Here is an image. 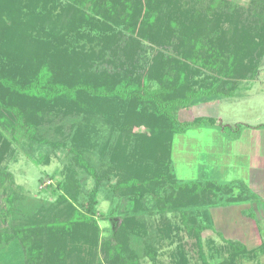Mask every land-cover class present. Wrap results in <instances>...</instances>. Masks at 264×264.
I'll return each mask as SVG.
<instances>
[{"label": "rangeland", "instance_id": "1", "mask_svg": "<svg viewBox=\"0 0 264 264\" xmlns=\"http://www.w3.org/2000/svg\"><path fill=\"white\" fill-rule=\"evenodd\" d=\"M111 1L105 10L99 1L93 3L94 7L90 3L83 7L74 0H5L6 9L2 12L15 9L16 13H22L15 25L7 18L0 21L1 58L11 57L37 71L48 65L53 77L63 80L86 79L101 72L146 76L159 60L164 63V58L177 56L180 39L169 34L164 37L167 43H155L158 32L154 28L146 31L142 26L148 0H139L129 14L127 25L120 26L107 19L109 10L112 14L117 11V4ZM259 1L216 0L215 6L220 10L223 2L231 4V13L233 7L240 9L239 28L254 43L261 40L259 47L254 44L250 49L260 59L250 75L245 73L227 80L239 86V97L204 109V113L198 111L197 115L193 106L178 112L181 122L196 117L202 118V122L175 134L170 158L163 153L159 156L161 163H153L152 153L144 158L148 147L145 138L150 135L146 127L135 126L127 132L117 127L112 129L95 116L71 112L64 117L61 113L52 117V122L43 124L38 135H44L50 143L41 144L31 142L22 130L15 132L0 125V183L8 194L15 195L16 217L22 221L36 217L45 223L52 218L54 221L59 218L60 222L68 220L70 208L58 202L63 195L58 183L74 178L79 181L80 192L77 201L72 198L69 201L84 214H88L85 204L89 193L97 191L91 218L98 228L80 229L84 233L79 236L83 251L77 254L70 243L71 264H110L111 259L102 252V240L111 237L126 216L137 217L136 235H131L129 248L135 252L139 264H202L203 259L209 264H264V250L260 249L264 244V162L258 164L257 171H247L250 177L244 175V168L251 162L246 161V155L261 156L264 149V128H256L264 123V12H260ZM211 3L212 0H186L182 6L187 10L201 9ZM29 10L31 17L27 19L23 13ZM213 17L210 14L208 20L204 18L198 25L192 20L193 14H189V20L182 24L203 31L206 25L210 30L219 18ZM169 27L159 21L156 29L167 32L173 29ZM207 76H214V72L202 68L198 79ZM228 122L235 123L231 126ZM59 127H62L61 135L56 131ZM56 142L64 145L58 146ZM83 142L88 143L85 158L103 176L99 182L69 152L70 145ZM168 161L180 181L213 180L227 184L238 180L248 188L245 193L234 187L211 203L185 209L195 224L205 228L202 246L187 233L180 212L159 214L150 192H146L143 208L137 211L134 198L124 195V188H116L121 182L119 175L147 166L165 171ZM2 192L0 187V207L7 211L10 205ZM158 192L162 194V190ZM230 241L240 242L248 250H258L257 256L247 252L231 259ZM24 259L22 244L17 240L0 252V264H25Z\"/></svg>", "mask_w": 264, "mask_h": 264}, {"label": "trees", "instance_id": "2", "mask_svg": "<svg viewBox=\"0 0 264 264\" xmlns=\"http://www.w3.org/2000/svg\"><path fill=\"white\" fill-rule=\"evenodd\" d=\"M97 1L104 9L112 4L111 0H74L83 7L87 3L94 7ZM185 1L148 0L142 26L146 31L154 28L158 32L156 35L158 39L154 42L167 43L164 37H168L169 34L180 40L176 47L177 56L164 58V63L159 60L160 63L156 62L146 76L140 74L122 76L101 72L90 74L86 79L69 77L57 80L48 65L37 71L11 57L2 59L0 56V125L15 132L22 130L31 142L43 144L50 142L44 135L38 133L43 124L52 122V117L61 113L64 117L71 112L84 113L102 119L112 129L117 127L128 132L135 126L146 127L150 135L145 138L148 147L144 151V158L150 153L153 155V163H161L159 156L163 153L164 157L167 155L170 158L174 135L202 122V118L181 122L178 112L199 103L237 96L239 86H234L227 80L230 77L238 78L245 73L250 75L251 69L257 66L256 63L260 59L254 57L251 50L254 44L255 47H259L261 40L254 43V40L249 39L243 29L239 28L242 20L239 8L233 7L231 13L229 11L231 4L223 2L220 7L223 10H220L215 6L216 0H212L206 7L203 6L201 9L193 7L187 10L185 5L182 6ZM138 2L139 0L117 2L114 0L117 11L112 14L109 10L108 21L117 26L127 25L129 14L133 13ZM259 3L260 12H264V0H260ZM3 9H6V3L5 0H0V21L7 18L13 25L17 24L22 12L16 13L15 9H11L4 13ZM23 14L25 18L30 19L31 10ZM189 14H193L195 18L192 20L198 25L210 14L219 18L213 22L214 29L209 30L206 25L203 26L205 32L197 26L190 29L182 24L184 20H189ZM211 20L209 22L212 24ZM159 21H164L173 29H168L167 32L157 30ZM202 68L214 72V76L198 79ZM210 121L215 122L213 119ZM256 128H264V123ZM61 130L62 127L56 129L58 135H61ZM54 144L62 146L64 142ZM87 144L83 142L70 145L69 152L74 156L76 163L99 182L103 176H99L85 158ZM164 166L165 171L147 166L135 169L133 173H123L119 175L121 182L116 188L118 190L124 188V195L134 198L137 211L143 208L142 200L146 192H150L156 201L159 214L180 212L187 233L195 237L202 246L201 235L205 228L195 224L194 218H190L185 209L211 203L220 194L231 191L234 187H240L245 193L248 188L239 181L227 184L213 180L183 182L176 178L169 161ZM2 185L3 183H0L2 194L6 195L10 206L7 211L0 207V252L11 241L17 240L22 244L25 264H71L70 243L71 249L77 254L83 251L79 236H84V233L80 229L98 228L96 221L91 218L96 204V190L88 195L85 204L88 214L81 212L69 201V198L76 201L78 199L80 184L77 179L72 178L58 183V187L63 191L58 202L65 203L67 209L70 208L69 219L62 222L59 218L55 221L54 218L49 219L46 223L44 219L36 217L24 221L18 219L17 207L13 204L16 202L15 195L8 194ZM158 189L162 190L161 195ZM137 222V217L126 216L122 219L119 229L108 239L102 240V252L107 259H111L110 264H139L135 252L129 248L131 235L135 234L134 223ZM228 248L231 259L244 256L247 252L257 256L258 251L248 250L237 241L228 242ZM260 249L264 250V244ZM150 257L155 258L151 254ZM203 260L202 264H209Z\"/></svg>", "mask_w": 264, "mask_h": 264}, {"label": "crops", "instance_id": "3", "mask_svg": "<svg viewBox=\"0 0 264 264\" xmlns=\"http://www.w3.org/2000/svg\"><path fill=\"white\" fill-rule=\"evenodd\" d=\"M240 96V95H239ZM238 95L237 96H235V97H239ZM235 97H230L231 99H234ZM230 98H225V99H220V100H215V101H211V102H208V103H199V104H196V105H194L193 106V110H194V115H197L198 114V111L200 112V113H204V112H206L204 109H208L209 107H212V106H217L219 103H221V102H223V101H225V100H229ZM199 108V109H198ZM200 115H203V114H200ZM206 115H209V114H207L206 113ZM197 118V117H196ZM228 121H233V120H228ZM235 122H228V124L230 125L231 124V126L234 124ZM263 149V148H262ZM261 151H263V155H261V156H255V154L251 157V156H248V155H246L247 157V162H249V161H251L250 162V164L247 166V168H244V175H248L247 177H250V175H249V173H250V171H257V169H258V164L260 165V164H262L263 162H264V149L263 150H261ZM243 159V158H242ZM237 160V159H236ZM243 162V161H242ZM240 163V162H239ZM256 165V166H255ZM218 166V165H217ZM216 166V167H217ZM250 169V170H249ZM247 171L249 172V173H247ZM256 178H257V176H256ZM236 181H238V180H236ZM232 182V181H231ZM240 183H243L242 181H240ZM254 184V183H253ZM255 185V184H254ZM258 187V186H257Z\"/></svg>", "mask_w": 264, "mask_h": 264}]
</instances>
